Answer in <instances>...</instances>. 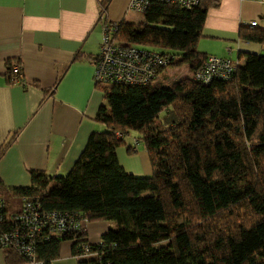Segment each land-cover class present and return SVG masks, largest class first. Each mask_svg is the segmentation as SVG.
<instances>
[{"label": "trees", "instance_id": "16d2710c", "mask_svg": "<svg viewBox=\"0 0 264 264\" xmlns=\"http://www.w3.org/2000/svg\"><path fill=\"white\" fill-rule=\"evenodd\" d=\"M215 4L154 2L141 21L118 22L113 40L172 61L154 82L103 89L96 120L106 130L90 134L65 175L31 170L29 186L12 188L41 209L115 224L99 243L82 230L41 239L38 260L51 264L61 242L71 240L77 264H264V51L242 52L245 62H235L228 80L164 82L169 66L186 64L192 73L204 63L196 44ZM239 36L264 48V30ZM13 62H6L8 81ZM131 132L145 145L149 175L129 173L118 160L116 149ZM5 256L9 264L27 263L12 248Z\"/></svg>", "mask_w": 264, "mask_h": 264}, {"label": "crops", "instance_id": "0c3cea01", "mask_svg": "<svg viewBox=\"0 0 264 264\" xmlns=\"http://www.w3.org/2000/svg\"><path fill=\"white\" fill-rule=\"evenodd\" d=\"M213 1L197 49L241 65L242 52L262 53L260 43L242 39L239 32L264 30V0ZM129 2L0 0V197L7 216L19 209L22 198L12 188L29 186L31 170L65 175L90 134L106 130L96 115L108 86L95 81L93 59L108 23L135 22ZM7 60L19 64L22 82L8 81ZM135 137L131 132L117 147L118 160L129 173L149 175L148 153ZM110 226L115 224L107 220L81 224L91 244L99 243ZM0 264H9L5 248H0ZM51 264H77L71 240L61 242Z\"/></svg>", "mask_w": 264, "mask_h": 264}, {"label": "built area", "instance_id": "2783aa9c", "mask_svg": "<svg viewBox=\"0 0 264 264\" xmlns=\"http://www.w3.org/2000/svg\"><path fill=\"white\" fill-rule=\"evenodd\" d=\"M154 2L175 3L191 9L200 0H130L128 10L143 13ZM252 21L251 25H255ZM118 22L104 27L99 53L94 57V79L98 83L146 85L157 80L173 56L145 47H136L113 40ZM236 63L228 58L207 55L202 66L190 73L196 81L208 84L214 80H228ZM11 82H22L20 66L11 65ZM85 214L71 210L41 209L37 202L23 196L16 212L6 215L4 200L0 197V248H12L27 258V264H45L36 257V246L41 239L62 236L83 230Z\"/></svg>", "mask_w": 264, "mask_h": 264}, {"label": "rangeland", "instance_id": "374dc122", "mask_svg": "<svg viewBox=\"0 0 264 264\" xmlns=\"http://www.w3.org/2000/svg\"><path fill=\"white\" fill-rule=\"evenodd\" d=\"M134 17L133 21L134 23H137L142 20L143 16L140 12L131 11ZM167 75L164 77V82L166 81V84H170L172 81L177 80L179 78H182L184 76H189L190 72L188 71V68L186 67V64H181L177 66H169L167 70ZM104 86H108V83H105ZM117 137H121V134L118 132L116 133Z\"/></svg>", "mask_w": 264, "mask_h": 264}]
</instances>
